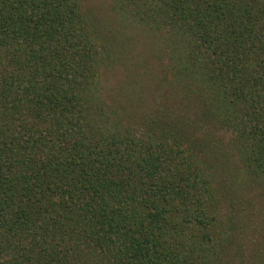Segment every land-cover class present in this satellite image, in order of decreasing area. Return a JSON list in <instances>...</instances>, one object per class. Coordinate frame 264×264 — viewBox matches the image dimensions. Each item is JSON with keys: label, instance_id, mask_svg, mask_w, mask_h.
<instances>
[{"label": "trees", "instance_id": "16d2710c", "mask_svg": "<svg viewBox=\"0 0 264 264\" xmlns=\"http://www.w3.org/2000/svg\"><path fill=\"white\" fill-rule=\"evenodd\" d=\"M114 1L167 35L184 99L140 115L154 132L97 97L104 44L83 0H0V264H229L198 134L207 118L264 168V0ZM255 244L241 260L264 264Z\"/></svg>", "mask_w": 264, "mask_h": 264}, {"label": "rangeland", "instance_id": "374dc122", "mask_svg": "<svg viewBox=\"0 0 264 264\" xmlns=\"http://www.w3.org/2000/svg\"><path fill=\"white\" fill-rule=\"evenodd\" d=\"M115 3L113 0H83L104 44L97 97L112 105L135 132L145 129L154 132L145 128L140 115L148 113L155 100L162 102L165 94L175 101L184 99L183 88L173 81L169 56L163 51L164 45L168 47L167 35L164 31L156 33L146 28L138 20L131 19V22L120 15L119 10L115 11ZM158 50H161L159 54ZM172 52L176 53L175 49ZM92 89L94 94L95 85ZM198 115L196 108L194 113H188L201 130L204 125L197 123ZM205 120L211 124L207 118ZM208 125H205L207 134L198 136L207 139V148H210L205 160L209 162L207 168L211 178L208 179L218 213L217 226L213 230L216 238H210L217 245L215 256L218 259L224 254V261L229 264H255L248 252L247 258L241 260L246 254L238 247L248 248L254 241V246L262 243L264 251V168L247 167L233 142L234 136ZM228 245L232 251L225 250Z\"/></svg>", "mask_w": 264, "mask_h": 264}]
</instances>
